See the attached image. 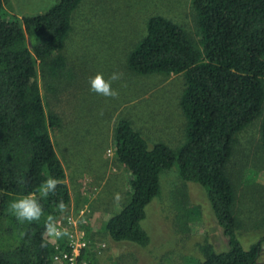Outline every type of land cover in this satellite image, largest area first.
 <instances>
[{"label":"trees","instance_id":"trees-1","mask_svg":"<svg viewBox=\"0 0 264 264\" xmlns=\"http://www.w3.org/2000/svg\"><path fill=\"white\" fill-rule=\"evenodd\" d=\"M82 1L56 0L44 11L15 16L0 0V264H53L56 249L45 233L44 217L21 223L9 203L29 193L39 198L42 182L55 177L62 181L55 194L39 200L45 216H63L55 211L60 199L70 205L65 167L50 136L59 118L46 111L35 76L38 65L46 66L50 56H55L50 73L63 66L57 53ZM190 3L196 40L176 20L154 14L127 54L126 65L136 73L183 75L179 106L185 124L181 144L171 149L162 142L149 146L130 121L117 120L113 150L127 169L129 192L121 209L107 220L106 230L113 241L146 247L150 237L140 226L145 207L160 192L161 172L176 165L183 181L205 189L228 243L221 252L209 244L201 246L204 259L199 264H257L264 236L248 248L237 238L235 186L226 166L236 134L264 107V0ZM259 131L264 147V113ZM21 178L23 184L18 183Z\"/></svg>","mask_w":264,"mask_h":264},{"label":"rangeland","instance_id":"rangeland-1","mask_svg":"<svg viewBox=\"0 0 264 264\" xmlns=\"http://www.w3.org/2000/svg\"><path fill=\"white\" fill-rule=\"evenodd\" d=\"M55 1L4 0L3 5L8 13L23 16L44 11ZM190 2L83 0L57 53L63 58V66L50 73L48 67L55 58L50 56L46 66L37 67L35 79L45 109L59 118L50 136L64 164L71 194L60 224L75 220L74 231H81L87 242L82 257L87 264H199L204 259L201 246L209 244L216 252L228 249L205 189L183 181L176 165L161 172L160 192L145 207L146 216L140 226L150 237L146 247L113 241L105 226L121 209L129 192L127 169L117 161L113 150L117 120L130 121L149 146L162 142L175 149L183 140L185 118L179 106L183 75L139 74L127 67L126 57L144 35L147 18L154 14L176 20L196 40ZM113 72L123 74L112 83L119 93L116 98L89 90L90 77L102 73L108 79ZM262 114L236 134L226 166L235 186L237 238L244 248L264 236V147L259 131ZM115 193L122 197L119 203L113 199ZM67 238H61L62 242L48 240L57 251L66 246ZM257 264H264V241Z\"/></svg>","mask_w":264,"mask_h":264},{"label":"clouds","instance_id":"clouds-1","mask_svg":"<svg viewBox=\"0 0 264 264\" xmlns=\"http://www.w3.org/2000/svg\"><path fill=\"white\" fill-rule=\"evenodd\" d=\"M122 73L113 72L109 75L108 79L104 78L102 73H96L89 78V90L99 96L116 98L119 93L113 89L112 83L122 78ZM23 178L18 180L19 184H23ZM62 183L61 180L55 177L46 178L39 187V198L35 193L23 195L21 198L10 201L9 211L15 216L17 221L24 223L39 222L44 217V230L48 238L61 239L68 235L67 229L63 228L53 214L45 216L44 209L39 202L40 199L49 197L50 194H55L57 186ZM116 203L122 199L120 193H115L113 197ZM67 210V205L62 199L58 200L55 205V211L64 214ZM42 247L46 244H42Z\"/></svg>","mask_w":264,"mask_h":264},{"label":"built area","instance_id":"built-area-1","mask_svg":"<svg viewBox=\"0 0 264 264\" xmlns=\"http://www.w3.org/2000/svg\"><path fill=\"white\" fill-rule=\"evenodd\" d=\"M60 224V220H57ZM75 220H68L66 225L60 224L67 229L68 240L66 249H58L52 259L55 264H87L86 260L80 258L81 252L87 246L83 233L74 231Z\"/></svg>","mask_w":264,"mask_h":264},{"label":"crops","instance_id":"crops-1","mask_svg":"<svg viewBox=\"0 0 264 264\" xmlns=\"http://www.w3.org/2000/svg\"><path fill=\"white\" fill-rule=\"evenodd\" d=\"M61 218V217H60ZM60 220V219H59Z\"/></svg>","mask_w":264,"mask_h":264}]
</instances>
